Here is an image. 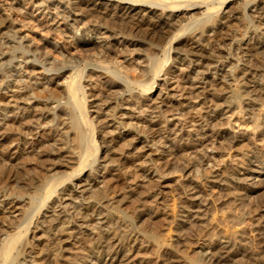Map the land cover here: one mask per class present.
I'll return each mask as SVG.
<instances>
[{"label":"bare ground","instance_id":"6f19581e","mask_svg":"<svg viewBox=\"0 0 264 264\" xmlns=\"http://www.w3.org/2000/svg\"><path fill=\"white\" fill-rule=\"evenodd\" d=\"M109 1L0 0V90L11 91L13 99L12 103L0 100V133L5 136L0 157V264H42L40 255L43 264H126L139 252L140 237L157 248H169L173 242L155 230L147 232L146 221L139 224L152 213L151 208L136 207L130 212L121 205L131 191L142 205L148 197L156 200L154 186L159 183H152L169 173L185 179V190L197 198L193 177L186 178L184 173L190 167L200 173L196 164L214 155L199 147L187 165L179 167L177 159L160 164L153 146L166 145L172 141L170 133L183 129L171 117L180 120L186 111H197L199 104L209 100V108L197 114L200 122L195 134L205 136L203 125L215 130L226 123L230 127L217 131L219 136L239 141L229 129L234 127L229 118L239 113L234 122L241 119L254 132L264 128V0H116L112 14ZM190 7L199 8L198 14L183 20L176 13ZM34 11L51 15L43 23ZM59 22L65 24L71 40L65 42L62 29H52ZM26 30L39 37H29ZM89 33L93 37L86 38ZM176 61H183L177 70L189 83L180 89L190 88L185 90L186 102H177L181 107L174 101L184 93L177 85L170 86L168 76L173 70L166 65ZM196 83H201V89ZM220 83L225 86L218 89ZM91 84L102 87L93 92L87 87ZM207 84L212 88L207 89ZM160 98L169 110L150 107L151 101ZM92 103L97 107L94 113L89 111ZM125 115L128 120L118 119ZM3 116L11 123L1 124ZM45 126L49 135L31 140L33 156L7 157L12 148H19L8 142L25 145L29 134ZM118 126L127 127L124 136L114 134ZM127 160L138 169L133 177H141L142 182L127 184V172L121 166ZM233 160L226 161L235 170L240 167L234 181L260 186L247 188L249 192L264 187V164L253 172V165L264 163L263 155L251 150L241 163ZM28 162L34 166L25 167ZM22 168L29 169L27 174ZM103 168L113 181L124 183L100 180ZM215 171L212 181L222 184L221 174L218 177ZM13 181L14 187L9 185ZM182 210L174 219L202 225L196 209ZM177 221L174 247L185 236ZM35 239L40 241L34 242L38 250L33 249ZM69 246L76 248L70 250L73 257L64 255ZM198 247L186 264H237L240 258L227 239L214 248Z\"/></svg>","mask_w":264,"mask_h":264},{"label":"rangeland","instance_id":"374dc122","mask_svg":"<svg viewBox=\"0 0 264 264\" xmlns=\"http://www.w3.org/2000/svg\"><path fill=\"white\" fill-rule=\"evenodd\" d=\"M109 3H110L109 13L112 14L117 9L116 8L117 3H116V0H110ZM190 8L191 9H183V10L179 9L178 11H176V13H180L179 16L181 18H183V20L188 15L198 14L199 8H197V7H190ZM185 12H186L185 16H181ZM12 14H13V12H12ZM33 14H35L37 16V19H39L38 20L39 22H43V23H45V20L51 15L49 13L48 16H44L43 14H41L40 12H37V11H34ZM35 15H33V17ZM32 19L34 20V18H32ZM52 27H53L52 28L53 30H54V28L62 29V31L64 32V38L66 40L65 42L72 39V36L69 34L64 23L59 22V23L53 25ZM26 31H29V37H31V36L32 37L36 36V38L39 37L38 34L33 32V31H30V30H26ZM91 37H93V36H91L90 33L88 35H86V38H91ZM98 39L99 38L95 37L96 41ZM61 41H64V39H62ZM35 42H36V44H38L37 40ZM182 64H183V61H176L175 64H171V65H169L168 63L166 64L167 66H169L168 69L170 71L173 70V74H170L168 76V78L171 81L170 86L172 87V86L177 85L176 86L177 90L180 89V87L182 85L183 86H187V85L189 86L188 82H184V79H181L180 72L177 70V66L182 65ZM167 66H165V67H167ZM162 77L163 76L161 75L159 77V79H157V82L155 83V86L153 87V89L158 87V84L161 82ZM86 81H88L87 83L91 82L88 79ZM196 85L199 86V87H197V89H199V88L201 89V87H200L201 83H196ZM91 86H92V84H91ZM91 86L88 85L87 87H88V89L90 87L93 90V92H95L97 89H101V87H102V86H99L97 84H94L92 87ZM209 86L207 84L206 88L208 87L207 89H211L212 86L211 85H209ZM216 86H217V88L219 87L218 89H220V86L223 87L225 85L220 83L219 85H216ZM188 89H190V88H183L182 87V89H180V92H182L184 94L183 95L178 94L175 97V101H174L175 104L174 105H178V107H181V104H179L177 102H180V101L181 102L183 101L184 103L186 102L185 96L187 94L185 93L186 92L185 90H188ZM4 92H5L4 90H2V89L0 90V100H2V102H6L9 100L10 103H12L13 102V99L11 97L12 92L11 91H8L6 93H4ZM180 92L178 91V93H180ZM263 98H264V95H263ZM187 101H188V99H187ZM151 102L149 103V104H151L150 105L151 108H153V107L158 108V105H159V108L160 107H161V109L163 108L162 109L163 111L164 110L167 111L170 108L168 106V104H166V105L164 104L165 102H163L161 100V98L158 100L156 99L155 101H151ZM92 104L89 106V111L91 113H94L95 110L97 109V107H96V103H92ZM211 104H212L211 101L208 100V101H206V103H203V106H201L202 104H199L201 107L199 105H197V106H199V107H197V111H195L196 109L193 110V112L186 111V113H185L186 115H184V117H181L180 120L175 118L176 115H174V117L169 116V117H171L172 120H174L175 123L176 122L180 123L179 126H183L182 127L183 129L178 133H173V134L170 133L169 138L172 139V141L169 139L170 141L166 145H162V146H158V147L153 146V148H152L153 153L155 155H158L161 157L160 158V164H162L163 161H165V160L166 161L170 160V162H172V161L175 162L178 160L180 162V164H179V162H177L176 164H178L179 167L182 166L181 164L187 165L191 161V159H189V156L194 155L196 153L195 150L199 147H203L204 148L203 150L207 153H213L214 158H212V159L211 158H205L203 164H200V163H199L200 165L196 164V167L201 168L200 173L195 174L196 170L194 169V167H190L191 169H189V170H192L191 172L188 170V171H186L187 173L186 172L184 173V177L187 176L186 178H192L193 177L194 181H192V182H194V185H195L194 190L196 191L195 193L197 195V198H199V199L192 197V195L195 196V194L189 195L188 194L189 190H185V186L183 185L185 182H187L185 179H183V178L180 179L179 176L174 175V174H170V173L167 174L164 179L161 178L158 181H155V182L152 181L153 185L157 184V182L159 183L156 186H154V190L158 191L157 198L154 201L152 200L151 197H148L147 201H146L147 204L145 203V205H142L141 203H139V199H137V197L135 196L136 194L134 193V191L129 192L128 197L122 202L121 207L127 211H130V212L133 211L134 208H136V207L139 210L151 208L152 213L149 215H146L144 217L145 219L142 218L139 221V224L142 223L143 220H144L143 222L146 221L145 223H143V228L146 229L147 232H150V231L152 232V230L153 231L155 230V231H157V233L159 232V234H161L160 235L161 237L163 236L164 240L166 238L165 241H168V243L173 242V245H169L170 246L169 248L168 247H162V248L158 247L157 248V245L154 242L151 243V242L146 241V240L144 241L140 237L139 243H138L140 246L139 252L133 253L126 264H186L187 259L191 258L190 255H192V257H193L196 254L194 252L197 249H199L198 246H201L203 244L204 247L214 248V247L218 246V244L220 243V241L222 239L223 240L227 239L230 242H232V245L234 246L235 251H237V255H238L237 257L241 258V259L239 258L240 260L238 259V261H237L238 263H240V264L241 263H243V264H260V263L264 264V253H263L264 252V234H263L264 233L263 232L264 231V187L260 188V190H258L256 192H251V191L249 192L247 188H249L250 186L246 185L244 183V181L242 183L241 182L242 180H240V181H234L233 180L235 178V175L236 176L239 175L237 170L240 169V167L237 166L236 170H235V168L231 167L232 165L228 166L227 161H226L227 159L234 158L235 161L233 160V162L241 163L243 158L247 155V153H250L251 150H255L264 156V128L258 129L257 131L254 132V129H252V126H249V127L246 126L245 127L244 125H242L241 119H238V122H236L237 121L236 119L241 117V114L239 113V114H236L237 116L234 115V116H231L229 118L231 123L234 124L233 128H229L231 131L230 134L237 136L239 141H233V139H227V138L225 139L224 136H221V135L219 136V132H220L219 130H222V129L226 130L228 127H230L226 123H223V124H225L224 126L222 124L219 127H216L215 130H211L206 125H203V128L206 131L205 136H202L200 134H195V132H197V130H195V129H197L199 127L198 124L200 122L198 120L197 114L198 113H200V114L204 113L205 110L209 108L208 106H210ZM147 112H149V111H147ZM249 113H251V112L248 111V114ZM117 115H119V113H117ZM118 119H123V121H126V120H128V117H126V115H125V116L118 118ZM137 119L138 118L135 117L133 119V122H135ZM1 120H2L1 124L11 123V122H9L8 117H6V116L1 117ZM234 120H236V121L234 122ZM222 121H223V119L221 120V122ZM192 122L193 123L195 122V123L193 124ZM140 125H141V123H140ZM45 130H46V126L37 129V131L35 129L34 130L35 132L33 131L32 134H29V136H28L29 142L25 145L21 142L18 143L17 141L8 142V144H10L11 147H14V145L18 144L19 148L17 150H15V148H12L7 153V157H9L10 159H14L15 157H18L20 155H26L27 153L32 155L33 154L32 141L37 140V139H43L46 136H48L49 134ZM126 130H127V127L124 128V127L118 126V129H116L114 134L119 133V135H120L119 137H121L122 135L124 136V132H126ZM217 131H219V132H217ZM188 134H190V135H188ZM248 134H249V137L247 138ZM246 138L250 139V140H247ZM4 139H5L4 134L0 133V142L2 141L0 143V157L3 153L1 147L3 145ZM219 142H221V143H219ZM247 142H249V143H247ZM172 145H173V147H172ZM171 147H172V149H171ZM177 147H181V150H178ZM177 150L181 151V152L184 151V153L182 152L179 155V152ZM176 152L178 153V156L176 155L177 154ZM181 154H183L184 156ZM158 164H159V162H158ZM163 164H165V163H163ZM262 164H264L263 161L259 162L258 164L253 165V172L256 173V171H258L259 167L263 166ZM129 165H133V164H131L130 161H128V160L125 161L123 164H121L122 170L123 171L125 170V172H127V179H126L127 184L134 185L135 182H137V183L142 182L141 177H139L138 179H137V177H133L134 174L137 173L138 169H136V167H135V169H136L135 170L133 168V166H129ZM148 165L149 164H147L146 166H148ZM33 166H34V164L28 162L25 167L30 168ZM121 166H119V167H121ZM143 166L146 167L145 165H143ZM211 169H212V171H213V169L217 170L215 172L218 173V177L221 174L219 178H222V180H221L222 184H218V183H215L212 181L214 179L211 177V173H212ZM27 170H29V169H26V170L23 169L24 173L23 172L22 173L27 174V173H25ZM37 170H40V169L38 168ZM193 170L195 172H193ZM111 171L113 173L116 172L115 170H111ZM132 173H133V175H132ZM262 175L264 176V173ZM98 176H99L100 180L103 179L104 181L108 182L109 184L112 183L113 185H115V184L117 185L120 183H124V182H122V180L118 181V182L113 181L111 178L112 174H110L104 168L100 169ZM233 176H234V178H233ZM263 176H261V178ZM223 180L225 183L223 182ZM259 184L261 185L263 183H259ZM9 185L14 187L15 182L14 181L9 182ZM256 186L250 187V188L255 189ZM257 187H260V186H257ZM246 189H247V194H248L247 196L244 193V191H246ZM243 193H244L245 197L243 196ZM142 194H143V196H145L146 193L143 192ZM237 194H239L240 196L242 194V196H243L242 199L236 198ZM249 196H250V198H249ZM200 200H201V203H200ZM248 201H250V204H246V203H248ZM203 203H204V205H203ZM254 203H255V206H254ZM185 208L188 210H195L196 209L198 215L201 218V224L202 225L194 227L192 224L189 225L190 224L189 222H183V221H179V220H178L179 221L178 222L177 219H174L176 214L178 212H180L182 209H183L182 211L186 210ZM15 213H16V211H15ZM185 213H187V211ZM176 221H177V223H179L180 227H182L181 230L184 231V229H185V233H183V234H185V236H184V240H182V244L178 243L180 245L176 244L174 247L175 241L173 238L175 237V235L173 234V232L176 230L175 229L176 228V226H175ZM202 222H204V223H202ZM144 225H146V226H144ZM261 227H263V229ZM178 229H179V227H178ZM187 230L189 232H187ZM194 230L195 231L198 230V231L195 232ZM172 235H173V237H172ZM261 236H263V237H261ZM34 242L38 244L40 242L39 239L38 240H36V239L32 240V243L35 246L33 249L38 250V249H36L37 246L35 245ZM176 246H177V248H176ZM69 248H67L69 250L64 252V255L67 254L68 257L69 256L73 257V252L70 250H75L76 248H74V246H69ZM184 248H185V250H184ZM175 252L177 253V255ZM181 252L183 253V255H181L182 254ZM178 253H180V254H178ZM258 254H259V256H258ZM40 258L42 259V264H43V261H44L43 258L44 257L42 258V256L40 255ZM170 260H172V261H170ZM90 262H92V261H90ZM90 262H85V263H80V264H90ZM102 262H103V260H101V263ZM209 263L210 264H216V263H212V262H209Z\"/></svg>","mask_w":264,"mask_h":264}]
</instances>
